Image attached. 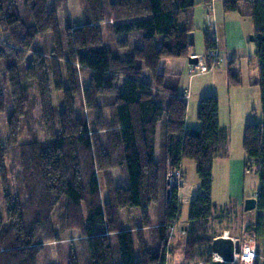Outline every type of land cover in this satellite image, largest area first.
I'll list each match as a JSON object with an SVG mask.
<instances>
[{
  "label": "trees",
  "instance_id": "1",
  "mask_svg": "<svg viewBox=\"0 0 264 264\" xmlns=\"http://www.w3.org/2000/svg\"><path fill=\"white\" fill-rule=\"evenodd\" d=\"M221 1L225 14L240 11V0ZM52 4L0 0L5 33L0 40V133L8 146L18 148L20 161V194H15L5 169L8 150L0 147L5 206L0 264H38L44 245L58 242L65 231L79 232L86 264H167L170 232L182 214L180 186H170L167 174L184 161L195 164L200 184L185 227L184 261L211 256L213 170L216 160L228 155L229 132L220 125L214 95L201 98L199 128L186 131V95L168 85L161 72L163 60L191 57L189 14L196 1L111 0L105 6L103 0H84L85 23L75 28L58 11L60 3ZM246 5L255 28L258 80L253 85L260 88L263 121L245 126L243 148L249 171L260 181L257 209L264 212V0ZM106 21L112 47L104 43ZM121 35L128 37L118 39ZM38 38L44 53L32 50ZM132 38L141 46L131 47ZM204 46L210 62L217 43L208 31ZM82 73L88 75L85 83ZM227 73L229 87L242 84L240 71L230 66ZM28 83L36 88L46 139L33 133L20 144L29 111ZM77 98L91 122L77 115ZM100 173L107 178L106 201ZM247 229L261 246L254 264H264V214ZM68 264H80L74 249Z\"/></svg>",
  "mask_w": 264,
  "mask_h": 264
},
{
  "label": "rangeland",
  "instance_id": "2",
  "mask_svg": "<svg viewBox=\"0 0 264 264\" xmlns=\"http://www.w3.org/2000/svg\"><path fill=\"white\" fill-rule=\"evenodd\" d=\"M50 7L54 0H47ZM59 4L58 11L63 14L65 19H68L70 25L75 28L85 23V9L84 0H57ZM111 0H103L105 6L109 4ZM248 0H241L240 13H232L229 17L238 19L239 15L245 14V6ZM20 8L23 6L18 2ZM195 10V9H194ZM193 10V12H195ZM200 11L202 9H199ZM23 11V10H22ZM197 11V10H196ZM204 11H201V13ZM198 25L195 24L194 41L195 44L192 47V52L197 53L198 56L207 62L205 55L204 46V31H210L214 35L212 29L208 26H212V18L210 15V21L207 22V18L204 15L197 13ZM242 24L244 28L248 30L249 27L253 32L245 39L246 47L243 48L245 54L244 59H240L238 66L243 72V85L245 90L242 92L243 96H237L234 89H229L226 84V69L229 64V57H226V52L223 50L226 42L229 44L234 39L239 40L241 34V27L239 24L234 23L225 28L223 23H220L217 28V36L220 37L222 49L220 51V62L216 69L206 74H196L193 77L190 76L189 70L191 64L189 59L185 58H169L162 62L161 72L166 75L167 84L177 86V88L186 95L188 104V121L189 123H197L198 106L201 98L205 96L214 95L221 100L222 104V124L229 128L230 142H229V153L226 159L219 160L216 163L214 170V182H213V193L212 201L214 204V222L210 226L211 234L215 236V239L221 236H225V232L228 231V237L238 238L240 240L241 247H249L253 234L248 228L249 225H255L258 223L263 211L245 210V202L247 199L256 198L257 192L260 187L259 178L251 173L247 165V155L243 148V134L247 124L258 123L263 121V113L261 106V95L260 88L255 86V89L250 88L252 81L258 79V63L255 55L256 47L252 37L255 35V28L252 16H241ZM108 21L102 25V32L104 37L105 45L110 47L114 44V39L111 32L107 29ZM206 27H208L206 29ZM4 32L0 29V40L4 37ZM216 34V33H215ZM246 35V31L243 32ZM127 35H121L118 39H125ZM133 46H141L140 41L131 39ZM162 38L159 36L156 38V44H161ZM32 50L44 53L45 45L42 38H38L35 42ZM242 50V51H243ZM192 57H195L192 56ZM198 59V58H197ZM198 63V62H197ZM210 63V62H207ZM196 65V64H193ZM0 70L2 68L0 67ZM82 82H86L88 75L82 73ZM147 80V77H144ZM32 84V83H31ZM28 83V103L29 111L27 119L21 123V137L20 144H26L30 141L32 134L34 133L38 140L44 141L46 139L45 132L43 130V123L41 121V109L36 94L35 85ZM249 96V107L251 112L244 115L246 107H244V98ZM52 99L54 105H56V99L54 92H52ZM7 104L9 105V98L6 97ZM10 109V105L7 107ZM77 115H87L88 121H92L91 113L86 111L81 105V99H76ZM256 113H253L252 111ZM232 112V117L231 113ZM107 115L110 114L109 110H105ZM249 115V116H248ZM30 128V130H29ZM0 147H6L8 155L5 159L7 181H9L10 190L12 193L20 194V180L18 171L20 169L19 164V151L16 147H10L7 145V139L0 133ZM185 165L186 179L185 185L195 187L198 184V176L196 173L195 164L191 161H187ZM99 183L101 186L102 200L106 201L109 199V191L107 178L103 173L99 174ZM156 208L151 209V223L152 226L156 225L155 213ZM190 205L185 204L182 206V214L180 218V225L187 224L189 219ZM59 210L55 212L53 220H60ZM0 216L5 217V206L3 203V193L0 186ZM59 226V224H58ZM59 228V227H58ZM182 231V230H181ZM170 232L169 246L167 255V264H211L215 260V256L211 253V256L202 257L192 262L184 261L185 241L188 235V231L185 229V233ZM148 240L151 241L152 234L147 232ZM257 253H261V246L255 241ZM74 249L78 255L79 263L86 264L83 248L80 244V234L77 231H65L60 232V240L58 242H49L44 245L42 252L38 257V264H68V258L70 252ZM211 251V248H210ZM234 264H240L236 262Z\"/></svg>",
  "mask_w": 264,
  "mask_h": 264
},
{
  "label": "crops",
  "instance_id": "3",
  "mask_svg": "<svg viewBox=\"0 0 264 264\" xmlns=\"http://www.w3.org/2000/svg\"><path fill=\"white\" fill-rule=\"evenodd\" d=\"M195 1H196V6L190 11V14H189V21H190V24H191V28L193 29V32L195 31L194 30L195 29V24L198 25V22H199L198 19H196L197 15H198L197 13H200L202 15L203 12L201 13V11H204V14H203L204 17H206V15L208 13H210L211 14V18H212V26H208V27H209V29L213 30L214 36H215V39H216V43H217L216 51L211 53V54H214L217 57V65L210 72H212L214 69H216L217 66L219 65V62H220V51L222 49L221 44H223V43L221 42L220 37L217 36V32L216 31H217L218 25L220 23H223L226 29H227V27L229 25L234 24V23H237V24L240 25V27H241L240 39L239 40L234 39L233 42L230 43V44L228 42H226L225 46H223V48H224L223 50L226 52V57H229V64H228V67L226 69V84H227V87L229 89L228 94H230V92H231L230 89H234L235 90L234 92H235V94L237 96H243L242 92L245 90V86L243 85V72H242V69L238 66V64H239L240 59H244L246 57L245 54H243V53H245L243 48L246 47L245 39L247 38V36H249L253 32V30L251 29V27H249L248 30L244 28V25L242 24V20L243 19H242L241 16H251V11L249 9V6L248 5H244L245 6V14H243L241 16L239 15L238 19H236V18L229 17L230 14H225L224 8H223V3H222L221 0H195ZM240 4H241V0H240ZM199 9H202V10L200 11ZM193 10L195 12H193ZM238 13H240V11ZM208 27H206V29ZM244 31H246V35H243ZM205 32H207V31H204V33ZM208 32H210V31H208ZM190 52H191V56L198 55L197 53L192 52V47H191ZM255 55H256V52H255ZM230 66L234 70L240 71L241 79H242V84L240 86H237V87H229L228 86V73L227 72H228V68ZM257 80L252 81V84H255L257 82ZM248 86L250 88L255 89V86H251L250 83H249ZM248 98H249V96H247V95H246V97L241 98V99L244 100V107H246V111L244 112V115H247L248 113L251 112V109L249 107L250 101H249ZM218 100H219V103H220V113H219L220 125H221L222 128L228 130V132H229L230 131L229 128H227L226 126H223V124H222V104H221V100L219 98H218ZM252 112L256 113L254 110ZM230 114H231V117H232V115H233L232 112ZM185 128H186V131H190V130H194V129L199 128L198 119H197V123L195 121L192 122V123H189L188 116H187ZM229 139H230V132H229ZM229 142H230V140H229ZM228 153H229V146H228ZM223 159H226V158H223ZM219 160H222V159L216 160V162L214 164V170H215L216 163ZM186 162L187 161H184L182 163V167H181V170H182L183 175H184V177H183V179L181 181V184H180V188H179V200H180L181 206H183L185 204H189L190 205L192 200L200 193L199 181H198V184L195 187H191V186H186L185 185V181H184L186 179V169H185V167L189 166V165H185ZM214 170H213V174H214ZM186 225L187 224L180 225V223L178 222V224H176L171 229V232H176V234H177L179 230L180 231L182 230L181 233L183 234V233H185ZM225 233H226L225 236L228 237L229 232L226 231ZM233 239L237 240L238 238L234 237Z\"/></svg>",
  "mask_w": 264,
  "mask_h": 264
},
{
  "label": "built area",
  "instance_id": "4",
  "mask_svg": "<svg viewBox=\"0 0 264 264\" xmlns=\"http://www.w3.org/2000/svg\"><path fill=\"white\" fill-rule=\"evenodd\" d=\"M207 22L210 21L209 13L206 15ZM198 58V63L196 65L191 64V69L189 70L190 76L193 77L196 74H206L209 73L217 65V57L214 54L210 55L209 61L207 63L202 56L195 55ZM183 179V172L181 169L170 170L167 174L168 184L170 186H180ZM249 247H242L241 252L235 256V262L240 264H254L257 257V250L255 244V238L250 240ZM217 257V256H216Z\"/></svg>",
  "mask_w": 264,
  "mask_h": 264
},
{
  "label": "water",
  "instance_id": "5",
  "mask_svg": "<svg viewBox=\"0 0 264 264\" xmlns=\"http://www.w3.org/2000/svg\"><path fill=\"white\" fill-rule=\"evenodd\" d=\"M253 39V37H252ZM188 43L190 47H193L195 44L194 33H190L188 36ZM197 57H190V64H197ZM257 209V198L247 199L245 202V210H254ZM241 242L240 240H234L231 237L221 236L214 239L211 251L214 256H217L219 259L214 260L211 264H233L235 263V256L241 252Z\"/></svg>",
  "mask_w": 264,
  "mask_h": 264
},
{
  "label": "bare ground",
  "instance_id": "6",
  "mask_svg": "<svg viewBox=\"0 0 264 264\" xmlns=\"http://www.w3.org/2000/svg\"><path fill=\"white\" fill-rule=\"evenodd\" d=\"M219 258L218 257H216V260H218Z\"/></svg>",
  "mask_w": 264,
  "mask_h": 264
}]
</instances>
